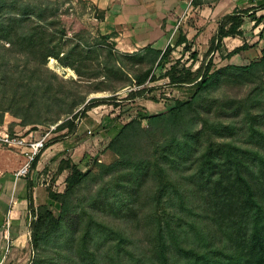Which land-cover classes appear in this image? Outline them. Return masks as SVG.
Returning a JSON list of instances; mask_svg holds the SVG:
<instances>
[{
	"label": "trees",
	"instance_id": "1",
	"mask_svg": "<svg viewBox=\"0 0 264 264\" xmlns=\"http://www.w3.org/2000/svg\"><path fill=\"white\" fill-rule=\"evenodd\" d=\"M48 5L0 0V126L5 114L13 117L11 135L17 127L27 128V135L40 126L46 131L66 114L70 118L56 130L66 129L65 137L70 136L75 120L91 108L118 102L111 96L85 103L89 94L129 88L135 90L127 100L142 97L151 90L146 85L157 79L154 70L165 67L176 49L181 57L163 78L169 87L192 92L174 99L164 113L141 112L117 128L105 147L115 156L108 165L89 158L81 172L72 160L61 159L55 173L45 172L42 180L37 163L59 139L45 144L24 177L29 190L32 182L44 184L50 201L34 206L28 196V264H59L55 259L74 264H264V47L257 59L236 65L230 59L249 46L244 41L227 51L223 44L225 38L242 37L245 18L254 26L262 24V37L264 14L257 17L256 12L264 2L223 16L201 57L190 51L191 42L181 31L162 53L149 46L119 52L114 34L100 36L99 44L110 46L85 49L68 40L63 28L41 20L51 11ZM94 10L102 21L104 12ZM186 53L188 61L181 62ZM215 53L226 63L216 66ZM49 59L72 70L88 90L65 97L48 77ZM94 60L96 68L90 66ZM63 173L64 189L57 192L54 185ZM89 182L98 188L78 198ZM144 212L148 242L138 257L131 248L134 236L115 231L103 219L138 223ZM49 251L56 256L45 260Z\"/></svg>",
	"mask_w": 264,
	"mask_h": 264
},
{
	"label": "crops",
	"instance_id": "2",
	"mask_svg": "<svg viewBox=\"0 0 264 264\" xmlns=\"http://www.w3.org/2000/svg\"><path fill=\"white\" fill-rule=\"evenodd\" d=\"M88 1L104 12L101 22L102 35L114 34L116 47L123 53L130 54L147 46L162 53L168 45L173 46L179 31L185 34L188 41L194 43L192 50L204 53L223 16L246 10L256 3V0ZM261 29L262 24L254 26L253 21L245 18L241 27L242 37L225 38L223 44L227 51H231L241 46L243 40L250 38L253 46L234 55L230 60L239 56L250 57V61L257 59L264 47V30L259 38ZM245 30L248 33H245ZM246 42L248 43V39ZM214 56L216 58L218 54L215 53ZM15 130L17 134H20V131L25 134L28 129L17 127ZM64 138L65 140L50 145L41 154L36 172L42 175V180L46 178L43 175L45 172L50 175V171H54L52 167L57 168L60 159L66 156V150L72 161L79 157L78 147H68V136ZM18 153L12 160L7 159L5 164L2 163L4 160L0 159V264H28V196L31 195L34 206L48 203L44 184L36 185L32 182L29 190L24 178L14 180L13 174L22 164L23 156ZM45 167L46 171H43ZM49 175L47 177H50Z\"/></svg>",
	"mask_w": 264,
	"mask_h": 264
},
{
	"label": "rangeland",
	"instance_id": "3",
	"mask_svg": "<svg viewBox=\"0 0 264 264\" xmlns=\"http://www.w3.org/2000/svg\"><path fill=\"white\" fill-rule=\"evenodd\" d=\"M36 3H47L49 4V14L45 16L42 21L49 24L51 27L54 28H63L66 31V38L68 40H72L74 43H79L85 49H93L95 50L98 46L100 41V36H102V26L101 22L98 19V12L94 10V5L90 3L88 0H33ZM264 2V0H256L254 7L258 5V3ZM96 7V6H95ZM97 8V7H96ZM256 14L258 16H262L264 14V9H259ZM256 15V16H257ZM257 16V17H258ZM262 30V29H261ZM246 31V30H245ZM244 31V32H245ZM245 33H248L246 31ZM248 39V43L246 40ZM243 40L249 47H252V42L250 38H246ZM106 45L99 44L102 47L110 46L108 43ZM174 45V44H173ZM194 43L191 42V49L192 52ZM196 45V44H195ZM197 47V46H196ZM116 49L120 51L117 47ZM105 50V49H104ZM244 52V51H242ZM105 53L104 51L102 54ZM241 53V52H240ZM238 53V54H240ZM203 53H199L200 57ZM189 53H186L180 60L181 62L188 61ZM181 57V53L179 49H176L171 56L169 57V62L166 64L165 67L157 68L154 70V76L157 78L155 82L148 83L146 85L147 88L151 90L147 92L142 97H134L133 99H126L127 94L129 91L135 89L124 88L118 91L117 93H110L109 91L104 92H97L91 93L87 96L86 102L90 101L91 99H104L109 98L111 96H116L117 99L115 101H110L109 103H105L99 105L97 107L91 108L89 111L85 113L84 116H80L74 122V128L68 136V147L74 148L78 147L79 157L75 158L73 163L77 166V168L81 172H85L87 167V163L89 162V158H94L102 164L108 165L115 160V156L105 149L106 145L108 144L110 138L116 133L117 128L127 123L131 118L135 117L138 113H146L149 115H156L160 113H164L168 108L173 106L174 99H185L189 93L192 92L190 87H169L167 86V79L163 78L164 73L166 70L171 66V64L178 60ZM94 59V58H93ZM250 61V57H235L229 61L231 64L236 65H245ZM226 62H220L218 57H214V64L216 66H220L225 64ZM97 60L91 61L90 66L93 68L97 67ZM190 62L186 64L188 66ZM128 68L130 65H126ZM197 64L195 65L196 68ZM46 68L48 70L47 74L51 81V84L55 87H61L63 92L65 93V97L70 94H83L86 90H88V85H85L83 81H80L76 74L70 70L69 68L61 67L57 61L54 59H49L46 64ZM102 80V79H100ZM105 82V81H102ZM113 84V83H112ZM107 85V84H105ZM124 84L120 82H114V86L121 87ZM52 86V87H53ZM82 105L78 106L74 111L77 113L80 109H82ZM63 108V106H62ZM56 111L58 108L56 107ZM51 112H54L51 111ZM47 116V115H44ZM42 116V117H44ZM51 116V115H50ZM66 118L68 117L66 114L60 115V121L56 124H61ZM3 124L1 126H6L8 130L9 124L13 121V117L9 114H5ZM47 126H40L39 128L35 129L33 135L37 138L45 131ZM19 130V129H18ZM20 135L23 136L24 133L21 131L19 132ZM67 130L64 129L59 132L55 139H59V141L65 140V135ZM29 134V133H28ZM53 139V140H55ZM67 151V150H66ZM63 158L66 160L67 158L70 159L68 153ZM0 154H4L3 156L0 155V159L4 160L3 164L6 163L7 159L14 158L15 155H18V150H14L12 148H4L0 146ZM21 160V158H20ZM61 160V159H60ZM71 160V159H70ZM25 162V158L22 157V164ZM21 164V165H22ZM58 165V164H57ZM47 168V167H46ZM54 170L53 172L50 171V174H54L56 171V167H52ZM67 176L66 173H63L59 179L55 182L54 190L57 192H62L64 189V179ZM50 178V177H49ZM45 188V187H44ZM98 186L93 182L87 183L80 191L77 193L78 198L86 196L96 190ZM48 203H50L48 199ZM47 203V204H48ZM42 205V204H38ZM37 205V206H38ZM51 210L55 215L58 213V209L55 207V204H52ZM148 213L144 212L141 213L138 217V223L130 220V221H113L110 218H104L103 223L113 227L115 231L118 230H126L130 233V235L134 236V241L132 245L133 252L138 254V257L143 254L145 246L147 244V237L145 231L148 232ZM108 225V226H109ZM108 243H112L109 241ZM112 254V248L110 249V253ZM30 257V253L28 254ZM52 256L55 258V254L52 251H49V258L45 260H51ZM38 257L36 256L37 260ZM109 259L106 257L104 259L107 262ZM54 262H58L59 264H74L72 261H62V260H53ZM103 261V260H102ZM56 264V263H55ZM124 264H127L124 263Z\"/></svg>",
	"mask_w": 264,
	"mask_h": 264
},
{
	"label": "built area",
	"instance_id": "4",
	"mask_svg": "<svg viewBox=\"0 0 264 264\" xmlns=\"http://www.w3.org/2000/svg\"><path fill=\"white\" fill-rule=\"evenodd\" d=\"M57 126L58 124L50 126L38 138L33 135V132H29L25 136L20 134L11 135L6 126H0V146L19 150L25 158V162L14 172V180L24 178L28 174L34 157L40 153L47 142L59 134L56 130Z\"/></svg>",
	"mask_w": 264,
	"mask_h": 264
}]
</instances>
